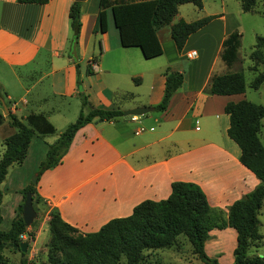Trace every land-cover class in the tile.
Masks as SVG:
<instances>
[{
  "label": "crops",
  "instance_id": "0c3cea01",
  "mask_svg": "<svg viewBox=\"0 0 264 264\" xmlns=\"http://www.w3.org/2000/svg\"><path fill=\"white\" fill-rule=\"evenodd\" d=\"M71 1L0 0V86L8 101L6 106L22 121L26 114L39 112L54 130L31 136L20 165L29 162L33 170L47 144L76 117L80 106L77 75L90 106L150 108L135 114V118L121 113L111 119L88 121L75 130L59 162L44 169L35 184L46 208L45 224L48 210L54 208L78 231H94L111 217L129 214L142 199L165 198L170 182L177 179L195 182L208 204L226 214L227 206L259 181L239 161V147L226 134L228 115L223 105L246 99L244 90L230 94L208 90L212 74L238 70L237 47L230 64L220 56L222 39L239 26L236 14L222 6L221 0L218 9H207L205 0H201L198 12L191 2L179 3L170 22L155 30L161 52L144 57L137 46L120 44L109 8L105 30L93 32L98 0H79L74 59L69 51L71 28L67 16ZM257 9L255 3L248 12L264 15V3L259 1ZM190 10L194 15L185 17ZM208 14L214 16L190 32L177 50L170 23ZM188 51L194 52L192 57L185 55ZM81 59L83 66L78 62ZM92 60L93 67L89 64ZM87 64L89 73L85 72ZM165 68L181 72L182 80L165 108L158 110L152 105L162 95ZM0 113L2 138L13 128L7 123L6 112ZM138 125L144 129L136 133ZM24 182L23 177L12 203L3 204L9 222L21 201L19 190ZM256 216L257 229L264 238V196ZM38 233L35 230L29 242L31 249ZM234 244L232 226L213 227L203 248L217 261L229 263ZM249 247L254 250L251 254L264 253L263 246Z\"/></svg>",
  "mask_w": 264,
  "mask_h": 264
},
{
  "label": "trees",
  "instance_id": "16d2710c",
  "mask_svg": "<svg viewBox=\"0 0 264 264\" xmlns=\"http://www.w3.org/2000/svg\"><path fill=\"white\" fill-rule=\"evenodd\" d=\"M17 2L43 3L47 0H16ZM191 2L201 7V0H98L92 31L106 28V11L110 9L111 18L117 28L121 45L137 46L144 57H151L161 52L155 30L162 24L169 23L176 13L177 5ZM256 0H239L241 10L253 9ZM79 0H72L67 16L71 28V41L76 39L79 28ZM259 10V9H257ZM264 11V10H261ZM214 15H203L191 20L178 18L170 23V36L177 50L183 45L187 35L202 26ZM239 33L229 32L222 39L220 56L226 64L235 58ZM248 68L255 72L250 87L257 88L264 81V70H257V65L264 67V34H256L248 52ZM85 72H91L88 64ZM164 86L159 101L152 105L154 109H164L169 96L182 80L181 72L163 70ZM79 110L69 122L47 144L44 157L35 169V181L25 184L21 189V201L11 217L6 229L0 228V264H8L1 250L5 244L20 250V233L33 238V231L28 230L20 215L24 192L31 193V203L40 200L35 184L39 174L46 168L59 162L66 151L75 130L94 119H111L122 113L119 108H101L87 104L86 94L80 88V79L76 76ZM245 87L241 70L212 74L208 90L215 94L243 92ZM6 106L5 92L0 86V103ZM7 108V106H6ZM223 110L228 115L226 134L239 147V161L257 178L258 183L241 197L234 199L226 214L208 204L201 188L192 181L172 180L170 191L165 198L158 200L142 199L133 205L131 212L124 216L107 219L96 230L80 232L76 227L64 221L56 209L48 210L46 220L48 238L45 241V263L49 264H115L123 256L125 264H141L146 250L169 248L177 245V236L182 235L189 243L192 255L205 264H264L263 255L247 254L251 245L263 246V236L258 231L257 212L264 196V147L259 140L261 119L264 117V105L248 99L226 101ZM7 123L13 130L1 139L0 182L7 166L20 163L31 136L36 133H52L53 126L39 113L26 114L25 121L17 118L8 108L5 113ZM0 113V122L2 119ZM1 201V191H0ZM1 221V213H0ZM232 226L235 230V244L232 248L233 259L222 263L207 255L203 248L209 229ZM21 251V250H20ZM21 264L25 261L21 260Z\"/></svg>",
  "mask_w": 264,
  "mask_h": 264
},
{
  "label": "rangeland",
  "instance_id": "374dc122",
  "mask_svg": "<svg viewBox=\"0 0 264 264\" xmlns=\"http://www.w3.org/2000/svg\"><path fill=\"white\" fill-rule=\"evenodd\" d=\"M220 0H205V6L207 9H218ZM259 1L264 3V0H256V6L259 9ZM222 6L227 10L232 11L236 14L239 20V26L236 31L239 33L238 36V46H237V59L236 65L238 70H241L244 78V93L245 98L264 105V81L259 84L257 88L250 87V82L255 75V72L248 68L250 64V59L248 58V52L254 41V36L256 34H264V15L256 12L242 11L239 5V0H221ZM194 6V5H192ZM196 12H198V7H193ZM182 10V7L180 8ZM193 11L190 10L189 14L185 17H191ZM80 66H83L84 59L78 61ZM264 70L262 65H257V70ZM0 110L3 111V107L0 103ZM72 121V120H71ZM53 135H46L49 138ZM0 138V150L2 148ZM259 140L264 147V117L261 119V127L259 132ZM44 157V156H43ZM42 157V159H43ZM35 167V166H34ZM37 167V166H36ZM35 168L31 170V163L25 162L20 165V163L13 162L7 166L6 173L0 182L1 191V201L0 209L2 218L0 221V228L5 229L9 224V219L6 216L4 210L5 203H12L14 196L17 194V186L22 181L24 177V183H30L32 177L35 174ZM21 189V188H20ZM20 192V190H19ZM35 205V215L32 218V223L27 226L28 230H38V236L33 242L34 248L31 249V238L23 233L22 240L26 241V246L24 251H20L15 247L5 244L1 250L3 256L6 258L8 264H21L20 261L24 260V264H49L45 263V241L48 238L47 225L44 221V212L46 208H43L41 200L34 203ZM264 240V238H263ZM261 248V247H260ZM30 250H32L30 252ZM259 250V248H258ZM253 247H248L246 253H253ZM211 257V256H210ZM115 264H125L124 257L122 256L119 261ZM141 264H205L198 258L194 257L190 251V246L188 241L182 236H177V245L171 246L169 248H154L145 251V256L142 259Z\"/></svg>",
  "mask_w": 264,
  "mask_h": 264
},
{
  "label": "water",
  "instance_id": "95a60500",
  "mask_svg": "<svg viewBox=\"0 0 264 264\" xmlns=\"http://www.w3.org/2000/svg\"><path fill=\"white\" fill-rule=\"evenodd\" d=\"M70 54L74 59H77L76 54V48H75V39H73L70 43ZM1 106L3 107V112H7V108L3 102H1ZM150 107L149 106H133L130 108H125L122 110V114H142L145 111H147ZM32 181H35V174L32 177ZM20 215L22 217V220L24 224H29L32 220V218L35 215V210L33 209L32 203H31V193L29 190H26L24 192V197L21 202V210ZM26 241L21 240L19 242V247L21 251L25 250Z\"/></svg>",
  "mask_w": 264,
  "mask_h": 264
},
{
  "label": "built area",
  "instance_id": "2783aa9c",
  "mask_svg": "<svg viewBox=\"0 0 264 264\" xmlns=\"http://www.w3.org/2000/svg\"><path fill=\"white\" fill-rule=\"evenodd\" d=\"M193 54H194L193 51H188V52L185 53V55H186L187 57H192ZM89 64L92 65V67H93V66H94V61L92 60L91 62H89ZM130 117H131V118H135L136 115H135V114H130ZM149 128H152V127L150 126ZM143 129H144V126H142V125H138V126L134 129V132L137 133V132L142 131ZM19 236H20L21 239H22V238H23V233H20Z\"/></svg>",
  "mask_w": 264,
  "mask_h": 264
}]
</instances>
